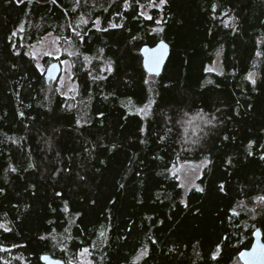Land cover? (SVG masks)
<instances>
[{
	"label": "trees",
	"instance_id": "16d2710c",
	"mask_svg": "<svg viewBox=\"0 0 264 264\" xmlns=\"http://www.w3.org/2000/svg\"><path fill=\"white\" fill-rule=\"evenodd\" d=\"M128 3L0 0V264L85 248L94 264H242L264 238V0H167L152 19ZM49 34L70 97L31 53ZM160 40L155 76L140 50ZM200 161L186 191L170 172Z\"/></svg>",
	"mask_w": 264,
	"mask_h": 264
},
{
	"label": "rangeland",
	"instance_id": "374dc122",
	"mask_svg": "<svg viewBox=\"0 0 264 264\" xmlns=\"http://www.w3.org/2000/svg\"><path fill=\"white\" fill-rule=\"evenodd\" d=\"M154 7H142L141 13H145L146 16H151V10ZM146 17L145 15H143ZM99 21V20H98ZM100 24V21L97 25ZM64 49L60 44V39L53 34L47 35L40 43L34 44L31 49V53L34 58L37 60V65L42 72H45L48 68V65L45 64L44 58L49 57L52 59L62 60L63 72L61 77L58 79V89L60 93L66 97H70L77 88V82L73 78L72 74V63L70 59H62L64 54ZM220 59L217 58V61L213 67L214 70H219ZM254 77V74H252ZM199 119V118H196ZM201 121L204 119H199L191 123V131L197 130ZM190 134H192L190 132ZM206 161L200 162H180L175 165L171 170V175L175 176L182 186L189 191L191 188L197 186L198 180L201 177L203 170L206 166ZM87 249V248H86ZM75 264H94L89 256V251L87 253L82 250L79 254V260Z\"/></svg>",
	"mask_w": 264,
	"mask_h": 264
},
{
	"label": "water",
	"instance_id": "95a60500",
	"mask_svg": "<svg viewBox=\"0 0 264 264\" xmlns=\"http://www.w3.org/2000/svg\"><path fill=\"white\" fill-rule=\"evenodd\" d=\"M161 43L166 47H161ZM143 56V65L147 73L155 76H160L166 63L171 55V46L165 40H160L154 46L145 45L140 50ZM63 72L62 62L55 60L46 70V77L48 80H57L61 77ZM253 244L249 249L240 252L239 259L242 264H264V238L259 225L253 234ZM44 264H66L65 261L52 257L50 254L42 256Z\"/></svg>",
	"mask_w": 264,
	"mask_h": 264
},
{
	"label": "snow or ice",
	"instance_id": "6c2138e0",
	"mask_svg": "<svg viewBox=\"0 0 264 264\" xmlns=\"http://www.w3.org/2000/svg\"><path fill=\"white\" fill-rule=\"evenodd\" d=\"M20 2H23V0H20ZM29 2H31V0H29ZM52 2L55 3V0H52ZM166 3H167V0H159V4H157V3L155 2V0H150L149 6H150V7H162V6L165 5ZM128 6H129L128 0H125V7H128ZM141 7H143V6H141ZM141 15H145V16H146V14L143 13V12L141 13ZM146 18H147V19H152L151 16H146ZM85 23H86V21H85ZM96 23L98 24L99 21H97ZM157 23H160V21H157ZM111 26H112V27H118V25H115V24H113V25H111ZM162 30H163V29H159V31H162ZM153 31H157V29H153ZM13 35H15V33H13ZM161 47H162V48H163V47H166V45H164L163 43H161ZM217 55L219 56L220 53L217 52ZM108 71H111V65H109ZM206 71H212V69L209 68V69H206ZM249 78H251V75H250ZM253 83H255L254 80H253ZM101 115H103V114H101ZM78 122H79V121H78ZM113 147H115V145H113ZM249 154L251 155V153H249ZM262 158H264V157H262ZM230 162H231V161L229 160V163H230ZM29 167H32V165H29ZM12 171L15 172L16 169H15V168H12ZM198 190L201 191V192L204 191V189H202V188H200V189H198ZM220 190H221V191L224 190L223 185L220 186ZM3 191H4L3 189H0V193H2ZM259 199L264 200V197H260ZM65 210H67V208H65ZM0 227H3L5 231H10V229H8L6 225H0ZM102 235H103V233H102ZM218 247H219V246H218ZM84 252L87 253V252H88V249L85 248V249H84ZM142 255H147V250H145V251L142 253ZM215 258H216V254H213V259H215Z\"/></svg>",
	"mask_w": 264,
	"mask_h": 264
}]
</instances>
